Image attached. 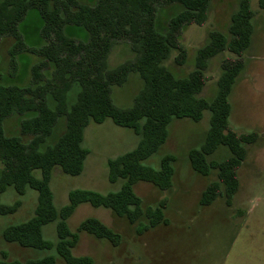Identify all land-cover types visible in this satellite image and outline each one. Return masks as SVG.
I'll return each instance as SVG.
<instances>
[{"label": "trees", "instance_id": "trees-1", "mask_svg": "<svg viewBox=\"0 0 264 264\" xmlns=\"http://www.w3.org/2000/svg\"><path fill=\"white\" fill-rule=\"evenodd\" d=\"M161 2L178 5L180 10L170 16L164 28L156 22V6ZM210 0H0V39L11 37L8 64L19 80L25 72L24 84L16 81L0 83V193L12 186L22 194L27 187L37 191L34 215L3 231L4 239L20 246L36 249H55L65 264H91L89 256H74L71 249L77 244L79 232L104 239L112 246L121 241L120 233L101 220L87 217L72 232L66 219L84 202L103 206L124 218L129 224L144 219L149 227L166 224L165 201L144 205L134 192L133 185L146 181L161 190L171 187L173 176L172 155H165L158 169L142 161L156 152L167 136V126L173 118L188 117L199 120L209 112V125L198 148L189 150L191 167L198 173L216 170V178L209 181L199 198L201 206L210 205L223 197L227 206L239 187L238 169L245 160L247 146L257 140L256 131L237 132L228 118L231 105L228 95L237 80L244 62L241 59L251 44L254 13L250 0H239L231 14L229 37L218 30L209 32L208 41L197 49L195 68L186 76H177L163 61L172 50L176 61L184 62L186 48L180 33L190 23L203 24L207 18ZM264 10V0H257ZM36 14L37 25L31 30L25 21ZM67 25L80 26L84 39L67 35ZM129 41L136 56L116 67L109 68L106 59L116 40ZM227 50L235 59L224 58L216 81L217 89L211 99L200 96L207 77L204 70L208 60ZM36 55L30 65L21 67L19 52ZM131 72H138L144 86L130 107H118L111 97V86L120 85ZM12 74V73H11ZM21 79V80H22ZM80 85L76 101L68 104L67 93L73 83ZM51 98L53 100H51ZM52 101H54L52 103ZM14 111L26 117L21 121L20 136L5 134L2 121ZM66 116V129L50 147L43 143L57 122ZM110 118L116 125L127 127L139 136L136 146L108 161V180L125 181L115 192L100 194L92 190L73 189L68 201L57 209L53 204L49 180L54 167L63 173L76 175L83 167L87 150L81 145L86 125ZM220 146L228 150L221 160L210 159ZM39 171V176L35 171ZM18 201L11 205L0 203V212H12ZM56 220L57 241L52 243L43 236L42 226ZM145 224V223H144ZM0 264H57L52 255L25 261L6 260L0 251Z\"/></svg>", "mask_w": 264, "mask_h": 264}, {"label": "rangeland", "instance_id": "rangeland-1", "mask_svg": "<svg viewBox=\"0 0 264 264\" xmlns=\"http://www.w3.org/2000/svg\"><path fill=\"white\" fill-rule=\"evenodd\" d=\"M238 2L210 0L205 22L201 25L195 22L187 24L180 33V41L186 48L184 62L178 63L177 51L172 50L163 64L175 75L186 76L195 68L197 49L208 41L211 30H218L229 37L230 16L238 8ZM250 6L254 13V33L250 46L241 58L244 67L228 95L231 105L228 121L237 132L256 131L258 137L247 146L245 160L237 172L239 187L231 205L227 206L223 197H218L208 206L199 204L200 194L207 183L216 178V170L211 169L206 175L198 173L188 159L189 150L198 148L204 139L209 125V112L204 111L203 116L196 121L188 117L173 118L167 126L164 143L142 161L144 165L158 169L162 157L172 155L171 187L161 190L146 181H138L133 185L134 192L144 205L165 201L164 217L167 223L149 227L141 219L129 224L124 218L114 215L109 208L81 203L66 219L72 232L76 231L80 221L93 217L120 233L121 241L117 246H112L104 239L79 232L77 244L71 249L74 256H89L91 264H264V10L258 6L257 0H250ZM179 10L178 5L161 2L156 6L157 26L164 28L168 18ZM37 23L34 13L25 21L31 30ZM65 32L80 40L86 36L80 26L67 25ZM12 42L11 37L0 39V83L16 81L24 84L29 78L27 70L24 78L19 80L18 73L13 72L8 64ZM135 56L132 44L120 39L113 43L106 63L109 68H113ZM224 58L235 59L236 55L225 50L208 60L204 70L207 81L200 96L207 99L214 96ZM36 59V55L25 51L17 54L20 67L28 66ZM143 86L142 76L138 72H131L125 82L111 86L113 103L123 108L132 106ZM79 90L80 85L73 83L66 96L68 104L76 101ZM25 117L16 111L5 117L2 121L5 134L29 140L30 136L20 131L21 121ZM65 129L66 116L59 115L43 147L52 146ZM138 140L139 136L131 129L114 124L110 118L100 123L89 121L81 143L87 150L81 171L70 175L58 167L52 170L49 188L55 207L59 209L65 205L68 192L73 189L92 190L100 194L119 190L125 180H108V161L133 149ZM226 156L228 150L220 146L208 158L221 160ZM35 175L39 176L38 170ZM37 195L33 188L27 187L20 194L12 186L0 193L1 204L19 202L14 211L0 212V251L6 254V260L25 261L52 255L57 264H65L54 247H23L4 239L6 227L22 223L34 215ZM42 232L46 240L56 243V220L43 225Z\"/></svg>", "mask_w": 264, "mask_h": 264}]
</instances>
